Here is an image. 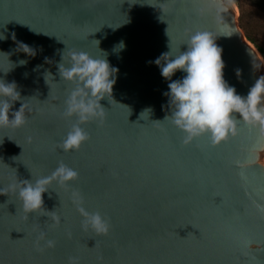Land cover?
<instances>
[{"label":"water","instance_id":"95a60500","mask_svg":"<svg viewBox=\"0 0 264 264\" xmlns=\"http://www.w3.org/2000/svg\"><path fill=\"white\" fill-rule=\"evenodd\" d=\"M195 31L226 33L216 43L237 92L264 75L230 0H0V78L15 81L12 109L24 102L27 115L23 127H0V264H264V132L241 120L218 145L207 135L183 143L163 120L169 80L149 61L170 46L178 54ZM70 51L107 53L118 71L100 101L104 119L85 123L89 139L65 151L76 85L58 66ZM61 161L78 178L53 181L42 209L25 213L10 185L49 176ZM74 192L109 221L107 234L82 227Z\"/></svg>","mask_w":264,"mask_h":264},{"label":"clouds","instance_id":"9594fccd","mask_svg":"<svg viewBox=\"0 0 264 264\" xmlns=\"http://www.w3.org/2000/svg\"><path fill=\"white\" fill-rule=\"evenodd\" d=\"M219 35L195 31L183 43L186 48H180L178 54H173L170 46L169 51L149 61L155 63L161 75L169 80L164 95L169 98L171 110L163 120L170 117L171 123L185 134L183 143L207 135L212 145H218L229 135H237L241 120L250 126H259L264 132V75L255 80L247 94L237 92L224 77L223 48L216 43ZM21 44L24 52L35 55L33 48ZM125 47V42L121 40L113 46V51L119 52ZM68 56L70 63L59 62L58 72L61 79L74 82L76 86L65 100L63 115L68 118L75 116L76 120L59 144L65 151L79 149L89 139V133L83 127L85 123L104 119V107L100 101L112 93L118 71L106 59L107 53L103 57H95L84 51H70ZM20 63L26 61L21 60ZM177 70H182L184 74L178 79H171ZM236 71L239 75L240 70ZM20 98L15 81L6 82L0 78V127L19 128L27 123L24 102L19 109H12L13 103ZM145 111L150 112L151 108ZM77 178V170L61 161L51 175L41 176L35 182L23 179L10 187L22 201L23 211L30 215L42 209L43 194L53 181L68 187ZM73 199L78 204L85 230L91 229L101 235L109 232V221L99 211H88L83 207L78 192L73 193ZM46 243L53 246L54 241L47 240ZM70 264H76L75 258H70Z\"/></svg>","mask_w":264,"mask_h":264},{"label":"rangeland","instance_id":"374dc122","mask_svg":"<svg viewBox=\"0 0 264 264\" xmlns=\"http://www.w3.org/2000/svg\"><path fill=\"white\" fill-rule=\"evenodd\" d=\"M234 2L237 6L238 18H240L242 12H244V14H246L247 19H248V14H250V20L253 23V27L254 28L256 27L257 28L256 31H258L257 36H258L260 42L264 45V11L257 9V7L255 5H253L251 0H234ZM239 23H240V19H239ZM242 29H243V27H242ZM250 42L256 47V45L252 41H250Z\"/></svg>","mask_w":264,"mask_h":264},{"label":"trees","instance_id":"16d2710c","mask_svg":"<svg viewBox=\"0 0 264 264\" xmlns=\"http://www.w3.org/2000/svg\"><path fill=\"white\" fill-rule=\"evenodd\" d=\"M251 1L253 5L257 7V9L264 11V0H251ZM239 19H240V25L243 27L247 38L256 45V47L264 56V45L260 42L257 36L258 31H256L257 30L256 27L255 28L253 27V23L250 20V14H248V19H247L246 14L242 12Z\"/></svg>","mask_w":264,"mask_h":264},{"label":"bare ground","instance_id":"6f19581e","mask_svg":"<svg viewBox=\"0 0 264 264\" xmlns=\"http://www.w3.org/2000/svg\"><path fill=\"white\" fill-rule=\"evenodd\" d=\"M230 2H231V3L236 7V9H237V6H236L234 0H230ZM258 54H259V56H260V58H261V60H262V63L264 64V57H263V55L261 54L260 51H258Z\"/></svg>","mask_w":264,"mask_h":264}]
</instances>
